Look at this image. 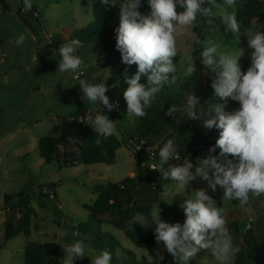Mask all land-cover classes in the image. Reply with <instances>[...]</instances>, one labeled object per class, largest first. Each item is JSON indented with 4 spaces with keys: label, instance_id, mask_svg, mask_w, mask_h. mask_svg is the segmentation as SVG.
Masks as SVG:
<instances>
[{
    "label": "rangeland",
    "instance_id": "rangeland-1",
    "mask_svg": "<svg viewBox=\"0 0 264 264\" xmlns=\"http://www.w3.org/2000/svg\"><path fill=\"white\" fill-rule=\"evenodd\" d=\"M99 0H33V8L38 16L31 11H23V0H0V264H24L25 248L30 242H56L60 246L59 261L64 264L63 247L73 242L71 233L79 231L83 223L91 225L88 233H82L85 238L86 254L90 257L100 252L92 246L94 234L99 226L91 218L86 206L91 205L98 196L95 189L106 186L107 183H119L129 177L136 176L142 162L158 163L159 156L147 158L137 156L133 142L123 143L117 152L115 164L78 165L61 168L56 161L46 163L40 156L39 140L49 134L51 128L59 124L65 117L81 115L94 118L100 111L99 105L89 103L83 96L79 82L72 72L61 73L58 70L60 57L55 52L53 42L60 37L67 40L73 31L84 30L95 20L96 5ZM217 3H220L217 0ZM43 4L41 9L39 5ZM222 4V3H220ZM206 6H208L206 4ZM177 12L182 8L177 6ZM225 9H214L220 13ZM228 12L235 11L236 6L228 7ZM18 15V16H17ZM20 16L23 20L20 19ZM219 26V31L216 29ZM256 24H252L239 37V42L233 35L225 33L219 18L214 23L207 22L205 38L214 40L220 45L221 51H236L243 49L242 59L251 57L254 51L248 46L247 33ZM196 22L191 27L182 30L177 36V79H184L185 57L191 53L194 62L200 57L203 48L195 44L199 35L195 32ZM258 30L264 32V24H257ZM25 35V42L17 46L16 39ZM200 39V38H199ZM201 40V39H200ZM203 40V39H202ZM83 60L81 69L84 79L92 84L105 82L109 91L106 95L110 102L119 100L121 91L116 84L119 63L117 59L108 62V54L103 49L100 40H93L84 51L76 53ZM206 104V114L212 117L215 104H223L215 94L203 96ZM102 108V114L116 121L117 132L123 139L134 135V128L142 117L129 118ZM239 108V103L229 100L225 111L231 112ZM186 106H183V114ZM187 114V113H186ZM146 116V115H145ZM144 116V117H145ZM174 132V127H168L165 136L154 138L152 146L156 150L163 146L165 138ZM136 142V140H134ZM180 163V161H172ZM144 176L138 186L136 200L140 204H149L160 208V216L167 208L175 206L178 209V220L183 224L186 216L180 207L195 190L204 188L216 202L217 207H223L224 217L233 239L234 224L243 233L248 229L259 231L264 227V195L251 197L247 205L223 201V189L217 186L215 192L208 187L207 182L197 178L190 183L183 193L172 183L171 179L161 180L160 174L143 170ZM151 181L156 182V190L152 189ZM52 185V186H51ZM51 187L55 199L42 194L43 187ZM12 198L5 203V196ZM30 221V236L23 233L13 239H4V222L12 218L19 224L22 216ZM182 215V217H181ZM103 231L113 235L122 245L115 252L120 262L129 264L128 259L140 263L143 259L148 264H160L172 257L163 244L144 249L135 246L125 236L124 230L112 225L116 217L102 216ZM145 228L150 224L145 220ZM250 225V227H248ZM67 232V235H65ZM257 233V232H256ZM234 240V239H233ZM90 257L85 256L91 261ZM233 259L232 264H235ZM179 264H183L179 261ZM189 264H217L208 250H200Z\"/></svg>",
    "mask_w": 264,
    "mask_h": 264
},
{
    "label": "clouds",
    "instance_id": "clouds-1",
    "mask_svg": "<svg viewBox=\"0 0 264 264\" xmlns=\"http://www.w3.org/2000/svg\"><path fill=\"white\" fill-rule=\"evenodd\" d=\"M235 2L223 0V4H220L217 0H148L151 12L144 16L138 11L141 0H100L106 11L118 7L116 49L120 51L124 64L137 66L133 76L124 77L127 87L123 91V98L129 118L144 117L162 87L175 84L177 36L182 34L183 29L194 24L198 14L212 23L215 18H219L225 33L233 34L238 44L240 24L235 11L226 10L234 6ZM205 4L208 6L205 7ZM177 6L184 10L178 13ZM39 7L42 9L44 5ZM32 8L33 0H23V11L29 12ZM222 8L225 10L214 12V9ZM216 29L219 31L218 25ZM247 36L248 46L254 51L246 72L241 71L239 64L243 49L221 51L220 45L212 39L195 40V44L203 48L200 53L201 63L215 74L212 82L214 94L224 103L215 104L212 112L215 115L203 122L206 129L215 127L220 130L219 138L208 149L206 157H197L195 163L188 157L182 163H173L180 161L181 156L171 139L159 149V161L150 169L158 172L162 181L171 179L181 190L178 193L185 192L190 183L199 178L207 182L212 192L216 191L217 186L223 189V201L237 200L241 206L249 203L250 196L264 195V32L259 31L256 24ZM25 39V35H19L16 45H22ZM82 47V41L75 38L60 45L58 52L61 59L57 71L76 73L83 65V60L76 54ZM194 50L185 57V77H191L197 71L191 54ZM142 76H146V84L140 82ZM75 78L79 81L82 97L100 107L94 118H88L87 124L98 136L107 139L117 132L116 121L102 114L101 105L111 112L119 109V103L110 102L106 95L109 88L105 82L92 84L79 76ZM229 100L238 102L239 108L225 111ZM199 105V98L191 91L186 98L189 119L203 118L205 113L197 111ZM175 112L176 107L173 106L165 114L173 117ZM101 143V139L96 140L97 146ZM217 149L219 154L213 155ZM101 154L107 155L103 149ZM152 187L155 188V185ZM192 193L194 195L188 196L180 206L186 216L182 225L162 220L159 207L150 212L155 225L156 243H162L166 251L183 264H189L202 249L208 250L217 264H232L240 248L233 243L223 207H217L215 200L204 188ZM133 220L145 225L142 213H136ZM71 235L73 242L63 247L64 264H73L75 260L90 257L86 254L87 246L82 233L73 231ZM90 259L91 264H111L112 254L102 250Z\"/></svg>",
    "mask_w": 264,
    "mask_h": 264
},
{
    "label": "trees",
    "instance_id": "trees-1",
    "mask_svg": "<svg viewBox=\"0 0 264 264\" xmlns=\"http://www.w3.org/2000/svg\"><path fill=\"white\" fill-rule=\"evenodd\" d=\"M223 4V0H218ZM205 7L206 4L204 5ZM236 16L241 27V35L252 24H264V0H236ZM184 9L182 8V11ZM141 15H150L151 9L148 0H141V5L138 9ZM95 20L89 23L84 30L73 31L72 35L63 40L60 37L53 42L55 52L60 57L58 49L60 45L70 42L71 39H79L83 43V47L77 51L86 50L93 40H100L103 49L108 54V62H113L117 59L119 63L118 76L116 84H118L121 96L118 100L119 109L113 112L125 116L126 115V102L123 98V91L126 89L127 84L124 83V77L127 75L129 78L137 71L136 65H126L122 62L121 53L116 49V32L115 29L119 26V13L118 7L105 10L101 5L100 0L96 5ZM31 15L38 16L36 9H32ZM20 19L23 18L20 16ZM195 32L199 38L204 39L205 30L207 28L208 19L197 15ZM230 35H233L229 32ZM61 59V58H60ZM196 66V73L191 77L184 79H176L175 84H166L162 87L160 93L152 102V106L146 110L145 117L139 120V124L134 128V135L129 139L123 137L119 139L117 135L113 134L107 139L98 136L89 124H82L71 121L70 118L79 117L81 115H74L65 117L59 124L54 125L49 134L43 136L39 140L38 148L40 156L44 162L50 163L56 161L61 168H70L78 165L91 166V165H106L112 166L115 164L117 152L122 147L123 143L128 140H146L147 144H152L154 138L165 136L167 128L174 127V132L167 136L164 144L169 140H173L178 154L181 156L180 163L185 157H188L195 163L196 158H204L208 154V149L215 145L216 140L219 138V129L212 128L206 129L203 127V122L208 117L206 109L207 102L204 100V95L214 94L212 82L215 79V74L205 68L201 63L200 57L194 62ZM239 64L242 72H246L251 65V59L240 58ZM141 83L146 84V76H142ZM193 93L199 98L200 105L197 110L198 113L203 111L205 114L202 119L191 120L187 114H183V106H186L187 95ZM175 106L176 112L173 117L165 113L169 108ZM101 139L102 143L97 146L96 140ZM163 144V145H164ZM160 146L156 150L158 154ZM102 149L106 151L107 155L101 154ZM213 155L219 154V149ZM231 158V157H229ZM139 173L134 177H129L119 183H107L106 186H100L95 189L98 193L97 198L91 204L86 206L91 218L99 226V231L94 234L92 246L95 250L101 252L108 250L112 254L111 264H125L115 256L118 248H122L120 242L111 234L102 230L101 225L104 223L102 216L110 215L116 217L111 223L116 228L124 230L125 236L135 246L139 248H152L157 243L155 240V225L153 218L150 215L152 206L149 204H140L136 200V193L141 179L144 176L146 168L150 169L148 164L140 166ZM154 181H151V186ZM52 186V185H51ZM51 190V187H43ZM156 190L157 188H153ZM12 198L11 195L5 196V203ZM237 204L239 201L231 200ZM178 209L171 206L161 215V219L171 223H182L177 217ZM136 213H142L145 220L150 224V228L146 229L144 225L137 224L133 220ZM183 216H185L183 211ZM182 217V215H181ZM5 231L4 239L9 241L17 235L24 232L26 236H30V221L27 216H22L19 224H15L12 218H8L4 222ZM91 225L83 223L78 228L80 233H88ZM235 233L233 234V243L240 248L237 254L235 264H264V227L259 231L248 229L241 233L239 226L234 224ZM257 232V233H256ZM60 246L56 242H30L25 248L24 264H61L59 261ZM129 264H148L144 259L140 262H134L128 259ZM73 264H91V261L86 258L78 259ZM160 264H179V260L171 257L168 260L160 262Z\"/></svg>",
    "mask_w": 264,
    "mask_h": 264
},
{
    "label": "built area",
    "instance_id": "built-area-1",
    "mask_svg": "<svg viewBox=\"0 0 264 264\" xmlns=\"http://www.w3.org/2000/svg\"><path fill=\"white\" fill-rule=\"evenodd\" d=\"M84 75L83 70L80 68L77 70V72L74 74V79L76 81H78V79H76V76H79V78L81 79V77ZM79 82V81H78ZM112 102H118V100H114ZM119 103V102H118ZM88 118L89 117H83V116H79V117H74V118H70L71 121L77 122V123H82V124H86L88 122ZM133 142V146H134V152L136 153V155L142 156V157H147V158H154L156 157V152L154 147L152 146H148L146 145V140L144 139H140V140H136V142ZM140 147V148H139ZM139 148V150L137 151V149ZM182 163V162H181ZM145 164H147L146 162H142L140 164V166H144ZM153 165V163H149V167L151 168V166ZM153 185H155L156 188V182H153ZM43 192L49 196L50 199H55V193L47 188L43 189ZM248 227H250V225H248Z\"/></svg>",
    "mask_w": 264,
    "mask_h": 264
},
{
    "label": "water",
    "instance_id": "water-1",
    "mask_svg": "<svg viewBox=\"0 0 264 264\" xmlns=\"http://www.w3.org/2000/svg\"><path fill=\"white\" fill-rule=\"evenodd\" d=\"M18 16V15H17Z\"/></svg>",
    "mask_w": 264,
    "mask_h": 264
}]
</instances>
